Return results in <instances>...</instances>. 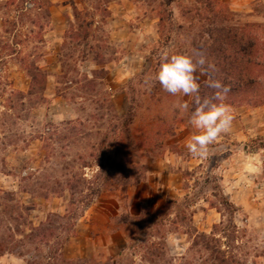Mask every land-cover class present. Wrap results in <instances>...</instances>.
Returning <instances> with one entry per match:
<instances>
[{"label":"rangeland","instance_id":"obj_1","mask_svg":"<svg viewBox=\"0 0 264 264\" xmlns=\"http://www.w3.org/2000/svg\"><path fill=\"white\" fill-rule=\"evenodd\" d=\"M210 1L0 0V264H264V68L257 96L227 94L232 127L206 158L173 107L192 97L145 85L163 50L210 65L228 29L264 43V0H213L218 17ZM167 158L182 191L131 199ZM93 207L127 243L95 246Z\"/></svg>","mask_w":264,"mask_h":264},{"label":"clouds","instance_id":"obj_2","mask_svg":"<svg viewBox=\"0 0 264 264\" xmlns=\"http://www.w3.org/2000/svg\"><path fill=\"white\" fill-rule=\"evenodd\" d=\"M206 56L193 50L189 53H170L163 50L154 73L145 76V85L151 90L156 84L172 96L192 97L193 108L187 101L177 102L173 107L182 114L189 113L188 123L196 130L186 142L188 152L197 158H206L210 146L227 134L233 123V110L224 103L230 89L215 79L209 69ZM207 76L211 95H200L199 76Z\"/></svg>","mask_w":264,"mask_h":264},{"label":"trees","instance_id":"obj_3","mask_svg":"<svg viewBox=\"0 0 264 264\" xmlns=\"http://www.w3.org/2000/svg\"><path fill=\"white\" fill-rule=\"evenodd\" d=\"M214 2L210 1L206 8L213 17H218L220 10L216 6L219 3L215 2L213 5ZM225 34V40L219 43L212 53L214 59L209 71L215 79L228 86V94L251 93L257 96L263 79V40L250 27H234L228 29ZM202 86L201 96L212 94V89L205 84ZM130 112H133V109ZM258 148L264 149V143L258 145Z\"/></svg>","mask_w":264,"mask_h":264},{"label":"crops","instance_id":"obj_4","mask_svg":"<svg viewBox=\"0 0 264 264\" xmlns=\"http://www.w3.org/2000/svg\"><path fill=\"white\" fill-rule=\"evenodd\" d=\"M172 166H175L174 159L167 158L161 160L152 173L153 180L140 186L142 190H145L144 195H132L133 193H130V198H133V200L143 205L149 200L152 201V203H156V199L181 192L183 177L179 172L175 171ZM130 213L132 216L135 215L132 210ZM114 218V215H111L106 207H93L86 212L80 222L84 224L89 232H93L97 235L95 246L111 251L116 246L114 242L115 235H119L124 243L128 242V236L123 229L114 226Z\"/></svg>","mask_w":264,"mask_h":264}]
</instances>
